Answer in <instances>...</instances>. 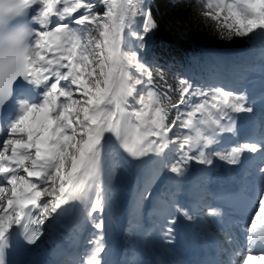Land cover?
I'll list each match as a JSON object with an SVG mask.
<instances>
[{"label": "snow or ice", "instance_id": "obj_1", "mask_svg": "<svg viewBox=\"0 0 264 264\" xmlns=\"http://www.w3.org/2000/svg\"><path fill=\"white\" fill-rule=\"evenodd\" d=\"M199 15L222 38L259 40L264 72V0H207ZM157 27L147 0H0V264H9L15 241L35 245L70 215L78 226L72 244L80 229L93 231L78 253L58 248L53 264H106L118 169L135 180L134 211L168 173L155 212L175 225L176 214L199 219L176 198L189 166H236L245 153L260 163H250L255 188L237 205L246 214L244 250L211 264H264V118L258 134L222 147L225 134L237 136V115L255 117L256 101L215 80L170 82L143 52ZM236 68L241 79L255 70L246 60ZM205 211L223 231L225 213ZM172 232L164 230L169 242Z\"/></svg>", "mask_w": 264, "mask_h": 264}, {"label": "trees", "instance_id": "obj_2", "mask_svg": "<svg viewBox=\"0 0 264 264\" xmlns=\"http://www.w3.org/2000/svg\"><path fill=\"white\" fill-rule=\"evenodd\" d=\"M207 0H151L158 20L150 62L155 61L168 77L181 76L203 58V49H238L250 45L246 37L222 38L211 21L199 15Z\"/></svg>", "mask_w": 264, "mask_h": 264}, {"label": "rangeland", "instance_id": "obj_3", "mask_svg": "<svg viewBox=\"0 0 264 264\" xmlns=\"http://www.w3.org/2000/svg\"><path fill=\"white\" fill-rule=\"evenodd\" d=\"M151 0H147V3L149 4ZM152 38H153V32L150 33L147 37H146V48L143 50L145 58L148 57L149 53H150V45L152 42ZM230 57H232L230 59ZM211 58V64L206 66V71H211L214 75L213 78L211 79L210 82H212L213 80H215V78H217L218 80H221L224 75H227V73H229L232 77L235 78H239L240 80H242L241 77V73L239 70H237L236 66L242 62V61H248L249 63L253 64L255 67L254 71H249L246 74L248 76H252L257 74L258 72H260V63H261V49H260V43L259 40L253 41V45L250 46L249 48L243 49V50H239L236 52H231V51H226L224 50L222 52V55L220 58L218 59H213V56H210ZM195 76V80L197 82H199L198 77ZM251 79V78H250ZM226 86V84H224ZM255 108V117L254 118H250L247 114V116L252 119L254 122H256L257 124H259V122L261 121L262 118H264V114L256 107ZM215 166V165H214ZM205 168V166L202 165H197V164H192L189 166L190 168V172L189 175L187 177V180H191V181H195L198 182L200 185L196 188L199 192L201 190L205 189V182L206 179L204 178V176L202 175V173H198L199 168ZM213 168V167H212ZM168 175V173H163L161 178L158 179L154 184L151 185L150 187V192H151V197L149 199H146L145 201V208L146 210L149 209H154L155 204L153 202V193H155L157 190L158 192L166 191V187H167V182L164 179V177H166ZM116 184V189L119 187V185H121L122 183H120V179H116V181L114 182ZM118 184V185H117ZM188 184H185L183 186H187ZM122 186V185H121ZM120 186V188H121ZM183 188V187H182ZM119 195L118 192L115 190L114 194H113V198H112V204H116V205H120L125 203V197ZM122 198V199H121ZM153 198V199H152ZM210 206L205 205L204 207H202L201 209H199L196 213L194 212V214L199 218L197 221H193V222H188L190 226L195 225L196 223H200V225H202V227L210 229V231H212V233L215 235H217V237L220 239V241L222 242V247L224 249H227L228 251L225 252L224 251V256L228 259L229 258V253L232 252L233 250H239V251H243L244 250V246L245 244L243 243V239L241 238L240 235L237 234L236 232V228L234 225H222L223 226V231L220 230V225H217L216 223H214V218L209 217L206 215V211L205 209ZM130 211L133 210V205H131V208L129 209ZM158 217H156L155 215H147L144 219V226L148 227V226H155L157 225L156 223V219ZM181 215H178L177 220H181ZM228 219V218H227ZM227 219H224V221H226ZM143 221V220H142ZM224 221H222V223H224ZM156 228V226H155ZM206 230V229H205ZM70 235V234H68ZM229 235L232 238V243L228 244L226 243V240L228 239ZM69 237V236H67ZM127 238L129 239V243L126 245V248L128 251H133L135 249V247H137L138 249H140L142 252L144 253H148L150 252L148 249H150V247L147 245V243H152L155 240L158 239V233H156V231L154 230H148L143 232L142 234L138 231L137 227H129L128 233H127ZM147 242V243H146ZM78 244V243H77ZM75 244L74 248H77L78 245ZM239 251H237V255H239ZM253 264H258V262H253Z\"/></svg>", "mask_w": 264, "mask_h": 264}, {"label": "bare ground", "instance_id": "obj_4", "mask_svg": "<svg viewBox=\"0 0 264 264\" xmlns=\"http://www.w3.org/2000/svg\"><path fill=\"white\" fill-rule=\"evenodd\" d=\"M247 136H249V135L245 134L244 135V139ZM251 155H253V154H251ZM257 160L260 163L258 158H257ZM228 166L229 165L226 164V163H224V165L222 167L216 165V169L215 170L217 172H216L215 176H217L222 171H224L225 168H228ZM116 179H120V183H122L121 184L122 186L119 185V187L116 189V191L118 192L119 195H122V196L125 197V201H124L125 203L120 204V205L119 204L118 205L112 204L111 216H110V219L108 220V223L113 224L115 226V229H116L115 235L117 237L118 256H120L119 262L121 264H126L127 259H129V258H125V257L128 256L129 254H133V253H135L136 257L140 258L141 264H161L159 259H162L164 261L163 263H165V264H169V263L173 262L175 258H174L173 254L171 252L170 247H169V244H168L169 241L165 237V233H164V230L169 227V225H167L168 223L166 222L164 215H163V217L161 216L162 219L157 221L156 228L154 227L156 229V232L158 234H160V237L157 240H155L154 242H152V243H147L146 242L147 245L150 247V249H148V250L151 253V257L149 258V262L148 263H146L145 259H144V258H146L148 256L143 254L141 252V250L138 249L137 247H135V249L133 251H128L127 250L126 245L130 242L129 239L127 238V233H128L129 227H131L130 226L131 222L135 221V222L143 224L145 217L147 215L153 214L154 210H153V213H152V210H150V209L146 210V208H145V201L146 200H145V201H143L140 204V206H139V208L137 210H135V211L131 210L130 211L129 209L131 208V205H133V197H134V190H135V180L133 178H131V177L125 178V173H124V171L122 169H118V173H117V178ZM120 186H121V188H120ZM203 193H205V191L200 193L198 197L201 198ZM222 211H224V210H222ZM238 225H240L239 220H238V222L236 224V227ZM146 229L150 230L151 227L148 226V227H146ZM210 229H208V230H210ZM80 230L82 231L83 236H87V237H88V234L91 231H93V229H91V226H88L86 229H80ZM177 230H179V229H177ZM77 231H78V226H77L76 220H75V218L73 216L70 215V216L66 217L61 222V224L57 227L55 232H47L46 231L45 235L42 238V242L45 244V246L47 244L49 245L50 243H53V244L58 245V246H60V245H63V246L69 245V248H71L72 244L70 243V241H66V236H67V234H72L73 235ZM139 231H140L141 234L143 233V231L141 229ZM192 232H193V234L190 233V237H191L192 240L196 241L198 238L202 237V235L201 234L199 235L196 231L193 230ZM64 234H65V236H64ZM214 234H213V236H215ZM238 234L241 236V238L245 242V235H243V234H241L239 232H238ZM203 236H205L204 233H203ZM205 239L207 241H209L207 238H205ZM211 242L217 244L219 246L220 250L224 249L222 247V244L220 243L219 239L213 238L211 240ZM105 245H106V248H107L106 240H105ZM221 252H222V250H221ZM223 253H224V251H223ZM40 255L42 256V257H40V259L43 262L46 261V259H44L45 257H44L43 252H41Z\"/></svg>", "mask_w": 264, "mask_h": 264}]
</instances>
